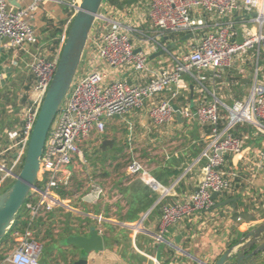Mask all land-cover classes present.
<instances>
[{
	"label": "built area",
	"instance_id": "built-area-1",
	"mask_svg": "<svg viewBox=\"0 0 264 264\" xmlns=\"http://www.w3.org/2000/svg\"><path fill=\"white\" fill-rule=\"evenodd\" d=\"M13 1L15 4L0 0V39L9 49L25 51L26 45L35 46L39 42L33 20L46 0H30L24 6L16 5L21 0ZM80 2L66 0V5L75 11ZM237 10L252 14L257 23L256 29L245 31L241 41L235 40L237 32L232 22L208 29L206 19H222ZM146 13L148 30L142 32L99 9L93 23L98 20L104 26L95 49L98 62L104 68H94L96 63H93L89 70L75 74L46 135L37 179L24 202L26 214L22 219L26 223L10 232L13 246L5 257L6 263L42 264L38 260L42 245L34 228L37 219L56 207H67L60 191L71 188L75 164L84 163L80 144H87L104 134L107 121L116 117L126 119L132 113L145 110L151 126H165L175 121L174 106H177L180 118L195 117L200 125L208 128L206 143L197 158V161L203 160L201 177L193 191L176 200L169 198L172 187L156 179L142 161L132 157L125 168L127 176H137L156 194V203L160 206V232L155 235L156 240L177 248L163 237V231L188 217L213 209L216 204L213 193L221 195L234 190L238 172L227 170L226 156L240 154L245 149L244 138L235 133L237 125H248L255 134L264 135V80L258 77L257 66L248 92L226 104L214 93L211 98L202 95L193 99L185 75L200 86L201 92L204 90L202 73H208L214 84L225 69L236 59L245 58L250 51H254L257 62L261 48H264V0H148ZM135 33L139 34L141 43L148 41L154 51L163 49L168 54L170 49L166 47L169 44L165 45L163 39L170 33L191 34L196 39L189 50L179 56L170 54L171 67L161 64L153 70L149 68L150 55L148 57L145 47H137L134 43L132 36ZM65 36L66 32L62 33L58 49L53 53L47 54L45 48L37 47L23 60L33 81L30 98L22 108L25 113L22 125L8 133L10 138H18L22 143L15 160L21 152L24 154ZM11 63L19 65L16 60ZM127 70L148 76L142 82H131L125 76L120 77V71ZM182 96L184 99H180ZM125 123L128 150L133 154L130 144L133 128L127 119ZM4 156L0 151V173L4 178L14 179L15 173L6 166ZM258 159V168H263L264 173V149L258 153ZM80 197L85 203L95 204L106 198L117 200L121 194L98 179H90ZM95 217L102 220L101 215Z\"/></svg>",
	"mask_w": 264,
	"mask_h": 264
},
{
	"label": "crops",
	"instance_id": "crops-1",
	"mask_svg": "<svg viewBox=\"0 0 264 264\" xmlns=\"http://www.w3.org/2000/svg\"><path fill=\"white\" fill-rule=\"evenodd\" d=\"M29 1L21 0L16 5L24 6ZM147 7L148 0H133L124 7L103 2L100 11L105 15L118 18L125 25H131L144 32L148 30ZM66 11H69L66 0H46L35 15L33 25L38 41L42 40L48 48L53 41H56L62 33L67 31L68 20L64 16ZM52 13L58 19L55 22H49V25L46 26L44 16L51 20L55 18ZM252 17V14L237 10L232 15L222 19L206 20L210 30L215 29L221 23L232 22L237 32L235 40L241 41L246 30L257 28V23ZM103 26V22L98 20L93 23L83 53L86 59L90 60L89 67L96 63L94 68L97 69L104 68L98 61L92 62L94 58H97L95 45ZM185 35L187 34L180 33L176 34L175 37L163 39L165 45L170 43L173 45L170 54L174 56V48H180V54L189 50L196 38L191 35L182 40ZM132 37L137 47L143 46L138 33ZM26 46L29 47L30 51L33 50L32 46ZM58 46L54 51L58 49ZM151 49L150 59L155 57L157 59L154 64L149 62V68L154 70L161 64L164 67L172 66L170 54L163 53L151 58L154 53L159 51H154L152 47ZM45 52L47 53L46 48ZM253 54L255 55L254 51H250L245 58L236 59L231 67L222 72L221 77L214 84L211 82L208 73H202L201 82L204 90L201 92L200 86L186 74L185 80L189 85L194 86L192 98L195 99L202 95L211 98V94L214 93L220 101L226 104H230L234 99L242 98L250 88L257 66L258 77L264 80V57L261 64L255 65L252 61ZM26 57L28 55L24 50L9 49L4 45V40L0 39V89L3 87V80L6 79V82L12 79L18 69L27 71L23 61ZM12 60L18 61L19 65H12ZM123 76L131 82H142L148 74L144 77L132 70L120 71V77ZM32 81L31 76L29 86ZM21 114L22 108L14 120L11 119L10 115L0 119V151L12 158L20 152L22 143H19L18 138H10L8 133L20 129L22 125ZM126 119L132 125L133 138L136 137L138 130L147 132V134L150 132L151 125L145 115V110L132 113ZM126 119L116 117L107 121V131L99 138L97 137L98 147L103 154L122 152V144L127 135ZM157 127H165L168 131L157 130L158 133L149 135V138L153 137L150 140H154L162 134L171 133L173 129L182 130L179 134L176 132L178 136H182L181 133L184 134V140H180L184 141L182 145L172 150L163 148L159 152L154 151L152 165L150 167L146 165L156 179L172 187L169 198L176 200L183 194L193 191L201 177L200 168L203 165V160L197 161V158L206 143L208 128L200 125L195 117L178 120L176 116L173 123ZM188 127L189 129H185ZM112 129H115V132H112ZM107 133L111 136L106 137ZM235 133L244 138L245 149L240 154L230 155V159L227 161V170L238 172L237 180L234 182V190L219 195L215 199L216 204L213 209L188 217L175 225L168 226L163 231V237L177 248L156 240L155 235L160 232V206L156 203V194L151 192L137 176H127L125 168H122L121 173L114 179L115 183L109 184V180L106 181L105 178L101 181L105 186L117 189L121 197L113 201H110L109 198L102 199L95 204L85 203L81 197L76 200L69 196L62 198L67 209L56 207L45 217L37 219L34 226L36 238L42 247L46 244L49 245L48 249L51 250L52 255L59 252L67 253L66 263L57 260L54 264H74L81 257L86 259L87 264L214 263L221 253L232 244L237 233L248 230L264 221V173L263 168H258V153L264 149V135L255 134L253 129L245 124L237 125ZM104 139L112 140V146L107 145L105 149H102L101 144ZM116 141H119L120 147L113 151L112 148ZM112 158H116V156ZM112 163L115 166L116 160H113ZM172 170L179 172L177 175H168L167 171ZM108 174L111 175L107 171L103 176ZM237 194L241 196V205L239 203L232 204L236 200L235 197L228 198L229 195ZM247 197L251 199L246 200ZM227 199L231 200L216 206ZM242 211H245L250 218L245 219L242 214H238ZM97 215L102 216L101 221L96 219L95 216ZM94 229L98 230L103 238L104 246L100 251L83 253L76 245L65 242L68 236L86 234ZM56 242L61 243V245L56 246ZM178 249H182L185 253ZM40 263L44 264L43 262ZM0 264L8 263L5 262L4 258L0 260Z\"/></svg>",
	"mask_w": 264,
	"mask_h": 264
},
{
	"label": "water",
	"instance_id": "water-1",
	"mask_svg": "<svg viewBox=\"0 0 264 264\" xmlns=\"http://www.w3.org/2000/svg\"><path fill=\"white\" fill-rule=\"evenodd\" d=\"M9 1L15 4L13 0ZM103 1L81 0L70 19L54 74L39 106L26 144L21 167L14 174L12 183L0 192V242L10 231L17 213L36 182L46 135L76 74L90 29ZM190 36L191 34H187L182 37V40ZM172 46L169 44L166 49L169 50ZM163 53L164 50L160 49L151 58ZM189 89L192 94V84L189 85ZM174 109L179 120L180 111L177 106H174ZM112 143V140L104 139L101 148L105 149L107 145L112 146ZM219 195V193H213L212 197L216 199ZM230 200L227 199L216 206ZM65 242L76 245L83 253L100 251L104 246L103 238L96 229L86 234L68 236ZM74 264H87V261L81 257ZM212 264H264V221L237 233L232 244Z\"/></svg>",
	"mask_w": 264,
	"mask_h": 264
},
{
	"label": "rangeland",
	"instance_id": "rangeland-1",
	"mask_svg": "<svg viewBox=\"0 0 264 264\" xmlns=\"http://www.w3.org/2000/svg\"><path fill=\"white\" fill-rule=\"evenodd\" d=\"M39 11V10H38ZM73 9H69V11H66L64 16H66V19L68 20L67 26L69 25L70 19L72 15L74 14ZM54 13H52L53 15ZM55 16V15H53ZM45 25H49V22L56 21L58 18L55 16V18H52L49 20V18H45ZM143 46L145 47V50L147 51L148 57L152 52L151 47L148 45V41H143ZM39 44V45H38ZM37 45L32 46L33 50L30 51L29 47L26 46L25 53L29 56L30 53L34 52L37 47L42 48L45 47L47 50V54L49 51V48L46 43H44L42 40L38 42ZM52 53V52H51ZM50 53V54H51ZM166 55H168L167 52H165ZM173 54L179 56L180 55V48H174ZM264 57V48H261L260 56L258 61L256 62V55L253 54L252 61L254 64H261L262 58ZM155 58H148V62H151L152 64L155 63ZM98 59L94 58L92 62H97ZM90 60L86 59V57L82 56L81 62L78 66V69L76 71V74H80L83 70H89L91 67ZM6 79L3 80V87L0 89V103L6 104L5 110L2 109L3 107L0 106V119L4 118V116L10 115L11 119L14 120L16 117H18V113L20 112L21 108H24L26 103L21 102V99L24 95H27V99L30 98L31 91L29 83L31 82V76L28 71L23 70H17L16 74L10 79L9 81H6ZM6 83V84H5ZM27 87V88H26ZM248 89V87H247ZM8 101H7V99ZM20 108V109H19ZM25 113L22 112L21 118L23 119ZM23 121V120H22ZM166 126V125H165ZM164 128V129H163ZM167 128L165 127H153L150 126V132L144 133L143 131L138 130L136 137L131 138L130 144H132V153H129L128 147H130L127 144L126 138H124V142L122 144V152L116 154L111 152H106L103 154V152L98 147V138L93 139L87 144H80V150L82 151V160L84 161L83 164L80 162H77L75 164V172L73 175L71 188L68 189L69 192H71V199L76 200L78 197H80L85 192V187L88 185L90 179H98L99 181H102V179L109 180V184L115 183L114 179L117 178V176L121 173L122 168H126V166L129 164V162L132 160V157L137 158L138 160L142 161L145 165L150 167L152 165L153 159V152L158 151L160 149H166V150H172L173 148H177L180 145L183 144L184 141V134L181 133L182 136H178V134L182 131L172 130L171 133L161 135L160 137L155 138L154 140H150L153 137L149 138V135L152 133H158L157 130L165 131ZM185 129H189L185 128ZM115 129H112V132ZM107 131V128H106ZM105 131V132H106ZM120 131V129H119ZM168 131V130H166ZM178 132V134L176 133ZM114 135V133H113ZM189 135V134H188ZM111 135L109 133L106 134V137H110ZM183 137V138H182ZM119 141H116L113 145L112 150L116 151L119 149ZM116 158H112L115 157ZM6 158V166L11 169L13 173H17L21 167L22 163V157L23 153L21 152L19 155V158L15 160V157L12 158L10 155L5 154L4 156ZM14 159V160H13ZM113 160H116V165L112 163ZM116 168V169H115ZM111 173V175L103 176L105 172ZM123 171V170H122ZM12 178H4V174L0 173V192H2L10 183H12ZM250 197H247L246 200H250ZM60 242V241H59ZM56 246L61 245V243H55ZM49 245H43L41 248L39 258L38 260L40 262H43L44 264H54L57 260H60L64 263L67 262V253L66 252H59L58 254L52 255V252L50 249H48ZM11 251V248L9 249L8 246H4L3 248L0 247V255L8 254Z\"/></svg>",
	"mask_w": 264,
	"mask_h": 264
},
{
	"label": "trees",
	"instance_id": "trees-1",
	"mask_svg": "<svg viewBox=\"0 0 264 264\" xmlns=\"http://www.w3.org/2000/svg\"><path fill=\"white\" fill-rule=\"evenodd\" d=\"M133 0H104L103 2H109V3H111V4H113V5H117L118 7H124L125 5H128V4H130L131 2H132ZM175 35L176 34H172V33H170L169 34V37L170 38H172V37H175ZM59 41H60V39L58 38L56 41H53V43L51 44V45H49V51H50V53L52 52H54V50H55V48L59 45ZM27 88V87H26ZM1 91V90H0ZM184 97L185 96H182L180 99H184ZM6 99H7V97H6ZM187 99L188 100H190V95L188 94L187 95ZM27 95H24L23 97H22V99H21V102H23V103H27ZM7 101H8V99H7ZM0 106H2L3 108L2 109H4L5 110V107H6V104H2V103H0ZM5 106V107H4ZM238 135V134H237ZM23 156H24V154H23ZM227 157V159H230V155H227L226 156ZM22 159H23V157H22ZM178 170H172V171H167V174L168 175H177L178 174ZM158 177V176H157ZM160 178V177H159ZM235 180H237V179H235ZM164 181V180H163ZM10 185V184H9ZM60 195L62 196V198H65V197H68V196H70L71 195V192H69V191H67V190H63V191H60ZM236 198V200L234 201V202H232V204H237V203H241L240 202V195L239 194H237V195H229V197L228 198ZM28 198L29 197H27V199L26 200H28ZM241 205V204H240ZM26 214V209H25V207H24V204H23V206H22V208L19 210V212L17 213V215H16V218H15V220H14V223H13V225H12V227H11V229H10V231L8 232V234L1 240V242H0V247L1 248H3L4 246H8V248L10 249V248H12V246H13V239L11 238V236H10V232L12 231V229L13 228H15L16 226H19V224L21 225L20 227H22V226H24L25 225V221H24V219H22L23 218V216ZM238 214H242V216H243V218H245V219H249L250 217L248 216V214L244 211H242V213H238ZM6 257V254H2V255H0V260H2V259H4Z\"/></svg>",
	"mask_w": 264,
	"mask_h": 264
}]
</instances>
